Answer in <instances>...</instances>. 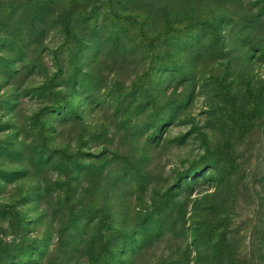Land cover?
I'll list each match as a JSON object with an SVG mask.
<instances>
[{
    "label": "rangeland",
    "instance_id": "1",
    "mask_svg": "<svg viewBox=\"0 0 264 264\" xmlns=\"http://www.w3.org/2000/svg\"><path fill=\"white\" fill-rule=\"evenodd\" d=\"M0 264H264V0H0Z\"/></svg>",
    "mask_w": 264,
    "mask_h": 264
},
{
    "label": "trees",
    "instance_id": "2",
    "mask_svg": "<svg viewBox=\"0 0 264 264\" xmlns=\"http://www.w3.org/2000/svg\"><path fill=\"white\" fill-rule=\"evenodd\" d=\"M109 1L111 2V1H114V0H109ZM75 4H76V3H75ZM75 4H74V5H75ZM74 5H73V6H74ZM91 8H92V7H91ZM70 12H71V9H70V10H67V11H66V14H68V13H70ZM118 16L121 17V14H118ZM196 237H199V234H198V233H195L194 235L191 236L192 240H195Z\"/></svg>",
    "mask_w": 264,
    "mask_h": 264
}]
</instances>
